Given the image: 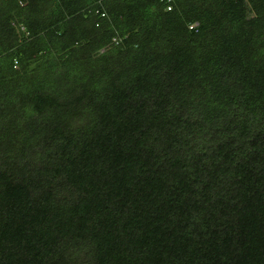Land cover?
I'll return each instance as SVG.
<instances>
[{
    "label": "trees",
    "instance_id": "trees-1",
    "mask_svg": "<svg viewBox=\"0 0 264 264\" xmlns=\"http://www.w3.org/2000/svg\"><path fill=\"white\" fill-rule=\"evenodd\" d=\"M0 264H264V0H0Z\"/></svg>",
    "mask_w": 264,
    "mask_h": 264
},
{
    "label": "rangeland",
    "instance_id": "rangeland-1",
    "mask_svg": "<svg viewBox=\"0 0 264 264\" xmlns=\"http://www.w3.org/2000/svg\"><path fill=\"white\" fill-rule=\"evenodd\" d=\"M247 9V8H246Z\"/></svg>",
    "mask_w": 264,
    "mask_h": 264
}]
</instances>
